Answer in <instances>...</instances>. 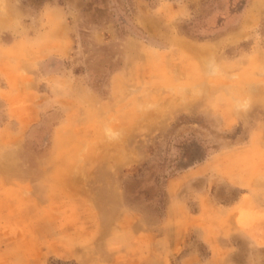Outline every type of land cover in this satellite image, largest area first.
Segmentation results:
<instances>
[{
  "label": "rangeland",
  "instance_id": "obj_1",
  "mask_svg": "<svg viewBox=\"0 0 264 264\" xmlns=\"http://www.w3.org/2000/svg\"><path fill=\"white\" fill-rule=\"evenodd\" d=\"M0 264H264V0H0Z\"/></svg>",
  "mask_w": 264,
  "mask_h": 264
},
{
  "label": "clouds",
  "instance_id": "obj_2",
  "mask_svg": "<svg viewBox=\"0 0 264 264\" xmlns=\"http://www.w3.org/2000/svg\"><path fill=\"white\" fill-rule=\"evenodd\" d=\"M206 68H207L208 75L210 76H217L221 72L220 66L217 64L214 58L208 59ZM249 104H250V101L246 98L238 99L235 102V107L238 111H244V110H247V108L249 107ZM106 134L109 135L110 138H115L118 135V133H115L111 131L110 129L106 130Z\"/></svg>",
  "mask_w": 264,
  "mask_h": 264
}]
</instances>
